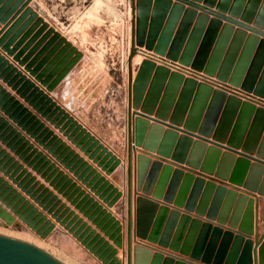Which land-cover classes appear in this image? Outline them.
I'll return each mask as SVG.
<instances>
[{
    "label": "rangeland",
    "instance_id": "374dc122",
    "mask_svg": "<svg viewBox=\"0 0 264 264\" xmlns=\"http://www.w3.org/2000/svg\"><path fill=\"white\" fill-rule=\"evenodd\" d=\"M167 1L190 10L179 13L181 17L174 23L176 27L172 26L174 31L168 40L177 44L183 41L185 49L189 39L186 32L192 33L188 25L194 28L198 21L189 48L194 50L193 59L195 55L205 57L201 70L153 52L162 39V30L161 21L148 20L154 17L150 0H98L100 4L96 5V0H0V229L27 235L68 264H125L127 61L133 47V56L152 54L176 68L144 56L143 61L155 67L205 85L226 100L233 97L255 111H264V94L260 92L264 89V0L250 3L258 22L253 14L249 22L240 17L249 0H221V12L205 0ZM215 20L220 21L219 27H209ZM208 38L212 47L204 56L200 49H205L203 41ZM230 46L233 52L227 55ZM257 60L258 66L253 69ZM212 61L216 71L208 67ZM226 61H231L232 72L241 64V81L254 80V90L230 84L219 73ZM140 65L131 66L133 77ZM223 111L217 108L218 114L207 122L210 132L217 128ZM238 113L229 126L224 121L227 139L236 129ZM153 119L152 115L146 120L153 124ZM249 129L236 153H230L235 163L226 168L225 180L216 176L220 160L215 170L206 174L135 148L136 155L171 167L161 199L154 200L151 194L140 191L135 197L154 200L159 207L164 205L180 216L197 218L201 227L208 222L223 232L233 228L228 252L235 248L237 260L244 258L249 241L253 243L255 236L264 233V196L229 182L236 161L243 158L241 154L256 159L254 151L264 127L254 134ZM207 141L212 147V137ZM226 147V143L220 146L221 154L229 153ZM248 162L255 164L251 159ZM176 170L194 176L182 208L163 202L169 188L173 189L172 199L182 189V178L173 182ZM160 175L161 171L155 173L148 186L153 192ZM259 179L261 184L263 177ZM206 183L215 187L206 189ZM230 190L236 192L235 197L227 196ZM239 195L246 198L239 199ZM250 200L254 232L249 240L243 235L236 246L235 237L240 233L236 226L249 214ZM199 204L205 211L202 217L185 210ZM220 216L225 219L221 225L216 222ZM133 245L175 263L202 264L139 238H134Z\"/></svg>",
    "mask_w": 264,
    "mask_h": 264
},
{
    "label": "water",
    "instance_id": "95a60500",
    "mask_svg": "<svg viewBox=\"0 0 264 264\" xmlns=\"http://www.w3.org/2000/svg\"><path fill=\"white\" fill-rule=\"evenodd\" d=\"M251 2L252 0H249L248 5L244 8L240 17L242 21L246 20L249 22L252 20L251 16L253 14V19L255 18L256 22H258L259 19L254 17V9L250 7ZM143 3L146 4L145 2ZM204 3L210 7L216 5V11L221 12V0L217 4L215 0H205ZM150 6H152V0H150ZM247 7L250 8L248 9ZM236 9H239V7L237 6ZM188 11L184 10L183 6L172 4L167 0L155 1L152 8L154 17L152 16V19L150 20L148 18V20L152 21L156 19L161 21L162 32L160 36H162V39L157 42L153 52L159 55H166L167 58L172 60L178 59L184 65L190 64L192 68L201 70L202 67L200 66L204 64L203 60L205 57L199 58L200 55H195L193 59L191 55L194 50L189 48L190 41L194 36L193 30L197 27L198 21H196L197 23H195L194 28L191 27V23L188 25L192 33L186 32L185 38L189 36V39L185 49L182 46L184 44L183 41L177 44L173 40H168L170 35L173 34V27H176L174 23L181 17L179 13ZM219 22L217 20L212 21L209 27L216 26L218 28L220 25ZM203 44L206 47L205 49L202 47L200 51L205 56L208 54L209 48L212 47V42L208 38L203 41ZM146 49L149 50L150 48ZM133 50L134 48H132L131 55L127 61L125 264H183L181 262L175 263L169 258L164 259L160 254L152 255L150 250L140 245H133L134 238L166 247L171 251L179 252L181 255L188 256L190 259L199 261L202 264H264V233L259 237L255 236L253 243L249 241L245 257L243 258L242 256L237 260L235 256L236 252H234L235 248H231L228 252L233 238L231 232L233 228L223 232L219 226L212 227L208 222L204 223L201 227V222L197 218L192 219L187 214L180 216L174 210L169 212V209L164 205L159 207L158 203L154 200H159L163 197L164 182L167 178V173L171 172V167L166 165L162 166L158 161L152 162L149 157L143 154L136 155L135 153V148H140L144 152L155 153L160 158H170L175 163L183 164L193 170L199 169L200 172L206 174H211L215 170L217 162L220 160L216 176L225 180L226 168L235 163L233 160L234 156L230 153H236V149L243 142V137L248 130V126H250L249 133L252 131V134L264 127V111H255L253 106L246 103L240 104L241 102L233 97H229L226 100L223 94L213 92L211 88L197 84L191 79L183 78L177 73L169 72L163 67H155L153 63L146 60L141 63L135 78L132 79L130 62L133 56ZM232 52L233 47L230 46L227 55H230ZM212 55H215L214 52ZM258 63V60L254 62L252 68L255 69ZM208 67H210L211 71H216V64L214 67L213 61ZM230 67L231 61H226L222 66L223 69L219 73L225 79H228L230 84L241 85V88L246 91L254 90V80L242 79L241 81V64H238L233 72ZM260 92L264 94V89ZM220 107L224 110L223 113L225 115H222L217 128L210 132V129L207 128V122L212 116L218 114L216 109L218 108L219 110ZM238 111L239 116L236 121V129L233 130V134L227 139L228 136L226 138L225 132L228 127L226 125L229 126L230 122L232 123L234 119L232 117ZM152 115L154 117V123L149 124L146 119ZM224 121L227 122L226 125ZM211 124L210 127L214 125V121ZM163 126H166L168 129L165 130ZM195 132H197L198 136L195 135ZM209 137H212V142H210L213 145L212 147H208L206 144L209 142L207 141ZM193 138L198 140L194 141ZM223 143H226V150L229 153L221 154L219 148ZM258 145L259 147L254 151L256 159L241 154L243 158L236 161L235 169L229 182L238 187L242 186L244 190L257 192L259 195L264 196V133ZM248 159L255 161V164L250 165ZM148 170L149 173L143 186ZM158 171H161L160 177H162L160 180L158 179L157 188L153 192L148 186L155 179V173ZM248 171L247 178H244V173ZM174 176L173 182L178 181L180 178L183 179L182 189L179 195L175 199H172L171 194L173 189L169 188L163 198V202L173 204L175 208H182L184 206L187 188L193 183L194 176L191 174H183L180 170H176ZM260 177H263L261 184ZM171 186L173 187L174 184ZM205 187L206 189H212L215 185L206 183ZM138 191L144 195L151 194L154 200L143 197L136 198L135 196ZM221 191L223 190L221 189ZM227 196L229 198L230 196L235 197L236 192L230 190L227 192ZM238 198L245 199L246 196L239 195ZM249 205L251 207H249V214L245 216L240 225L236 226L239 230L238 232H240L235 237L236 246L244 239L243 235L249 240V236L254 232L255 222L252 211V200L249 201ZM132 210L134 211V215ZM185 210L195 212V215L200 217L205 215V211L200 204L195 208H193V205L190 207L186 206ZM208 219L211 220V217ZM216 220L217 224L220 225L225 222L222 216ZM231 227L234 226L231 225ZM0 264L60 263L26 243L0 235Z\"/></svg>",
    "mask_w": 264,
    "mask_h": 264
},
{
    "label": "bare ground",
    "instance_id": "6f19581e",
    "mask_svg": "<svg viewBox=\"0 0 264 264\" xmlns=\"http://www.w3.org/2000/svg\"><path fill=\"white\" fill-rule=\"evenodd\" d=\"M154 1L153 0V6H154ZM101 2V1H100ZM98 0H96L95 2V5L98 4ZM100 4V3H99ZM173 4V3H172ZM95 8V7H94ZM92 9V8H91ZM130 13V12H129ZM134 48V47H133ZM146 51L147 49L144 48ZM144 58V56H143ZM143 58H141L139 55H134L131 59V62H130V66H134V65H139L140 63H142L143 61ZM127 72H128V66H127ZM134 75V73H133ZM136 76V75H135ZM133 77V76H132ZM133 79V78H132ZM133 188V186H132ZM19 232H24L23 230L19 229ZM0 235L1 236H4V237H8V238H12V239H15V240H18V241H21L23 243H26L36 249H38L39 251H42L43 253H45L46 255H48L49 257H51L52 259H54L56 262L60 263V264H68L67 262L65 261H61V259H59L58 257H56L54 255V253H51V252H48L47 250H45L44 246L42 243L38 242V241H35L33 240L32 238L28 237L27 235L25 234H22V233H17V234H10L8 233L6 230L4 229H0Z\"/></svg>",
    "mask_w": 264,
    "mask_h": 264
},
{
    "label": "built area",
    "instance_id": "2783aa9c",
    "mask_svg": "<svg viewBox=\"0 0 264 264\" xmlns=\"http://www.w3.org/2000/svg\"><path fill=\"white\" fill-rule=\"evenodd\" d=\"M144 56H147V55H144ZM152 54H150L149 56H147V57H149V58H152V59H154V60H156V61H159V62H161V63H163V64H165V65H167V66H170V67H174V68H176L174 65L175 64H172V63H170V62H168V61H166V60H164V59H161V58H159V57H157L156 58V56H153ZM160 60H159V59ZM175 70H177V69H175Z\"/></svg>",
    "mask_w": 264,
    "mask_h": 264
},
{
    "label": "crops",
    "instance_id": "0c3cea01",
    "mask_svg": "<svg viewBox=\"0 0 264 264\" xmlns=\"http://www.w3.org/2000/svg\"><path fill=\"white\" fill-rule=\"evenodd\" d=\"M134 73V72H133ZM134 75H136L135 73H134ZM135 77V76H134ZM134 77H132V78H134ZM259 235H261V234H259ZM259 237V236H258Z\"/></svg>",
    "mask_w": 264,
    "mask_h": 264
}]
</instances>
